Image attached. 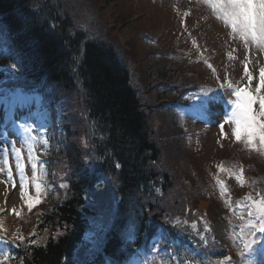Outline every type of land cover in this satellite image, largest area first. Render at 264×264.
Instances as JSON below:
<instances>
[{
	"label": "trees",
	"instance_id": "obj_1",
	"mask_svg": "<svg viewBox=\"0 0 264 264\" xmlns=\"http://www.w3.org/2000/svg\"><path fill=\"white\" fill-rule=\"evenodd\" d=\"M62 6L52 0H0V45L9 53L0 57V89L39 90L43 83L44 97L57 104L62 127L58 144L50 142L52 158L61 157L65 149V160L72 167L62 201L41 210L36 232L25 237L36 244L12 245L8 264H130L141 259L138 254L144 260L137 264H155L157 258L167 259L149 248L162 226L177 254L174 264H227L228 257L231 264H242L247 259L236 257L240 247L232 243L229 234V212L243 203L242 191L264 195L263 152L248 158L245 145L234 141L238 154L229 150L217 158L232 162L235 176L244 163L246 178L242 189L232 188L224 180L231 199L222 202L210 179L199 172V163L184 156L185 138L179 136L182 129L177 120L170 117L168 125L161 115L177 112L191 98L156 106L160 100L172 101L194 87L185 80V68L175 66L172 57L153 52L156 60L148 77L155 75L156 84L154 94L145 95L144 103L117 46L103 32L89 38ZM11 64H17L18 73L7 69ZM70 101L83 116L73 115ZM161 116L163 123L157 128L155 122ZM73 126L76 131L72 133ZM82 129L89 144L83 151L82 143L72 140L73 135H84ZM173 139L177 144L167 149ZM85 157L88 162L83 161ZM182 164L185 167L180 173ZM48 166L53 169L52 164ZM199 200H209L210 205L197 206ZM105 205L112 209L108 223L100 229L104 239L89 252L86 234L90 223L106 210ZM241 220L238 214L233 223ZM205 228L211 231L204 232ZM43 234L46 237L38 239ZM201 236L208 241L206 247Z\"/></svg>",
	"mask_w": 264,
	"mask_h": 264
},
{
	"label": "rangeland",
	"instance_id": "obj_2",
	"mask_svg": "<svg viewBox=\"0 0 264 264\" xmlns=\"http://www.w3.org/2000/svg\"><path fill=\"white\" fill-rule=\"evenodd\" d=\"M52 1L54 4L62 3L65 9L70 12L77 26L87 31L86 34L89 35V38H96L100 35L98 34L99 32H103L106 39L117 46V54L121 61L132 70L134 74L133 83L140 91L141 99H143L144 103L147 101V99L144 100V95L152 97L154 94L152 92L153 85L156 84L154 82L155 75L148 77L150 65L154 64L156 60L153 52L159 54L160 57H172L174 64H176L175 66L182 65L185 68V80L194 84V87L189 91L193 92L190 100L191 105L177 112L164 111L165 113L161 115L165 116L168 125L172 123L170 117L177 120L178 126L183 130L182 136L185 137L184 145H186V150L184 151V156H189L195 163H199V172H202L201 174H204L205 178L210 179L214 190L217 192V197L222 202L225 200L229 201L226 199L229 196L226 194L228 191L224 192V195L222 194L218 186V180H225L232 188L242 189L244 187L245 184L241 186V183L235 178L233 163H226L223 159H217L222 154L226 155L225 153L229 152V150V153L233 152L235 155L239 151L234 147L235 144L233 143L235 141V136L233 135L235 125L229 123L224 126L226 135L221 132L219 127L220 123L230 116L232 112V106L226 103V99L234 98L227 87L221 89L220 85L222 83L227 84L230 81L234 86L243 87L247 85L248 90L254 92V89L259 84L260 69L264 68V49L258 48L255 43L246 44L238 34H233L231 28L218 17L208 0H172L170 2L154 0L159 8L164 7L167 11L165 18L145 16L144 12L151 9V7L146 3L145 8L142 11H138L136 8L139 5L137 0ZM59 6L61 7V5ZM0 47L5 50L2 45ZM152 49H155V51ZM7 53L8 51L5 50L0 54L6 56ZM159 59L164 60V58ZM163 60H159V65H163ZM245 64H247L248 70L254 77L250 85L244 74ZM209 65L212 67H209ZM213 68L215 71H213ZM201 90L203 92L215 91L218 94L223 93L225 101L210 106L208 111H202L197 106L198 97L202 95ZM260 94H264V89L261 90ZM186 97H189L188 92ZM70 104L75 117L83 116L84 113L74 107V101H70ZM37 105L38 101L34 103L35 107ZM255 107L258 109V104ZM34 113L32 115L31 113L27 114L25 118H19V121L31 123L33 127L31 136H35V140H30V137L26 136L25 127L27 125L21 126L17 121L15 122L16 119H7V125L0 127V132L7 128L9 141L15 140V148L21 149L29 194L32 196L36 195L33 182L34 174L28 155V142L32 143L33 151L38 157L36 175L39 176L40 182L44 186V191L40 197L42 202L29 211L26 201L20 195L21 181L16 168L12 146L0 137V149L7 148V160L11 165L13 180L16 184V187L13 188L12 181L8 179V166L3 163L5 152L0 151V167L5 169L4 172H0V209H5L4 212H0V223L3 224L8 236L11 237L17 232H20L24 237L36 232L34 228L36 227L35 222L38 218V213L46 207H52L62 201L61 193H64V190L69 187V176L72 173V167H70L68 160H65L68 158L66 150L64 149L61 157L53 159L50 143L48 142V145L45 143V139L49 135L48 130L51 127V136L55 138V144H58L57 135L60 136L62 130V127L57 124L60 116L58 117L55 110L51 117L49 115L41 116L39 112L35 111ZM163 116L158 117V123L155 122L157 128H160L163 123ZM162 129L161 127L159 130ZM75 131L76 127L73 126L72 133ZM45 132L46 135L44 134ZM81 132L84 134L82 137L77 135L74 138L72 134V140L82 143V151L88 150L89 144L83 129ZM240 142H242L241 145H245L243 151H246L248 158L257 157L258 153L264 149V146L259 145L258 141L257 148L248 146L244 141ZM169 144L172 147H167V149L173 148L177 141L175 139L170 140ZM171 151L173 150L171 149ZM83 161L85 162V159ZM49 163L52 164V170L48 166ZM182 165L180 173L183 172V167H185V164ZM221 168H223V171ZM103 181L106 184L109 182L106 178H103ZM60 185H64V187ZM257 196L258 194H253V198ZM209 205V200H199L197 206L208 208ZM190 206L191 204L189 203L186 210ZM13 207L21 213L20 216L10 211ZM104 207L106 210L102 213L100 212L101 217L90 223V229L86 234L85 248L89 252L97 248L104 239V232H101L100 229L108 223L112 205L111 208L109 205ZM232 210H234V213H232ZM108 212L109 214L106 216ZM229 214L232 222H235L238 214L239 217L243 218L240 224L231 222L232 226L229 227L232 243L237 245L240 243L237 237L242 235L241 226L245 225L248 219L245 204L241 203L240 207L237 206L235 209H230ZM207 215L208 212L206 211V214L203 215V222H205L204 216L207 218ZM228 224L231 225L230 223ZM128 230L131 231V226H129ZM43 237H46V234L39 235L38 239ZM0 248L5 250L6 246L1 245ZM248 255L250 254H245L246 257ZM166 257L167 259L164 257L162 259L157 258L155 264L174 263L175 256L168 255ZM236 257L237 259L241 257L240 252L236 253ZM254 257V260H252L254 264H264V253L257 251L254 253ZM246 261L248 260H243L242 264H245Z\"/></svg>",
	"mask_w": 264,
	"mask_h": 264
},
{
	"label": "snow or ice",
	"instance_id": "obj_3",
	"mask_svg": "<svg viewBox=\"0 0 264 264\" xmlns=\"http://www.w3.org/2000/svg\"><path fill=\"white\" fill-rule=\"evenodd\" d=\"M212 5L213 9L217 13L218 17L222 19L230 28L233 34H238L239 37L248 43H255L258 48L264 49V0H208ZM55 27V25H52ZM83 50H81L82 52ZM231 55V53H229ZM17 63H20L19 59ZM8 70L13 73H18L19 69L17 64H11L6 66ZM209 67H212L209 65ZM213 71L215 69L213 68ZM244 74L247 77L248 84L250 85L254 79L252 73L248 70L247 64H245ZM227 87L234 98L226 99V103L232 106L231 115L226 117L219 127L221 132L224 133V126L229 123H233L235 127L233 128V135L237 141H244L248 146L252 148H257V141L259 145L264 146V94H260L261 90L264 89V68L260 69L259 72V84L254 89V92L248 90V86L243 87L234 86L230 81L227 84L222 83L220 85L221 89ZM202 95L198 97V107L202 111H208L210 106L220 104L225 101L223 93H217L215 91L203 92ZM255 93V94H254ZM258 104V109L255 105ZM21 126L27 125L25 127V134L30 137V140H35V136H31L33 132V127L30 122L27 121H17ZM46 135V132L44 133ZM226 135V133H224ZM0 137L12 146V152L16 161V168L20 176V195L23 200L26 201V205L29 211H31L37 204L41 201V193L44 191V186L40 182L37 173L38 157L33 151L32 143L28 142V155L31 162V168L33 171V182L35 189V196L29 194L28 191V181L25 176V166L23 164V157L21 154V149L15 148V140H10L8 138V131L5 128L0 132ZM47 143V142H45ZM258 150V149H257ZM0 151L5 152V159L3 163L7 165V175L8 179L12 181V187L15 188L16 184L12 176V168L7 160V148H2ZM85 162H88V157H85ZM119 167V165H116ZM223 171V168H221ZM5 169L0 167V172H4ZM243 169H240L239 174L236 175V179L244 184L242 179ZM218 183L222 189V194L227 192L228 189L224 181L218 180ZM64 187V185H60ZM245 207L248 208V219L246 224L241 226L242 235L237 237L241 245L240 256L244 257L246 253L254 254L257 251L264 253V195H258L253 198L252 195H247L245 197ZM5 209H0V212H4ZM11 212L20 216L21 213L13 207ZM211 231L210 228H205L204 232ZM7 230L0 223V243L4 245H15L16 247L21 246L24 243L29 245L36 244V241L30 238H25L20 232H17L13 237L9 238L7 236ZM30 235H34L30 234ZM201 240L206 247L208 244L207 239L201 236ZM159 240H156L151 248L159 251L158 245ZM167 252L168 250L165 249ZM171 255L170 252H168ZM11 256L7 253V249L0 251V264H8ZM227 264H231V258H225ZM245 264H254L253 261H246Z\"/></svg>",
	"mask_w": 264,
	"mask_h": 264
},
{
	"label": "bare ground",
	"instance_id": "obj_4",
	"mask_svg": "<svg viewBox=\"0 0 264 264\" xmlns=\"http://www.w3.org/2000/svg\"><path fill=\"white\" fill-rule=\"evenodd\" d=\"M166 1L170 2L172 0H166ZM137 3L139 4L136 7L138 11L139 10L142 11L145 8L146 3L148 4L149 7H151V9L148 10L149 12L148 11L144 12L145 16L160 17V18L166 17L167 11L164 9V7L159 8V6H157L158 4H156L154 0H137ZM17 104L20 105V107H18L19 109H24V110L26 109V102L23 99H21V101ZM11 109H13V107L9 103L4 104V111L0 114V123H4L3 119H6L7 117H9V115H12Z\"/></svg>",
	"mask_w": 264,
	"mask_h": 264
}]
</instances>
